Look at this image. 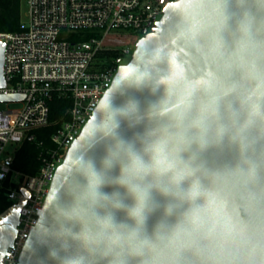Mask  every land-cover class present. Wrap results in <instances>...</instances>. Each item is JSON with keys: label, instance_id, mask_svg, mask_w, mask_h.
Returning a JSON list of instances; mask_svg holds the SVG:
<instances>
[{"label": "water", "instance_id": "95a60500", "mask_svg": "<svg viewBox=\"0 0 264 264\" xmlns=\"http://www.w3.org/2000/svg\"><path fill=\"white\" fill-rule=\"evenodd\" d=\"M217 2L220 7L213 8L211 5ZM162 10L164 15L156 21L155 30L137 40L132 58L119 66L94 115L58 166L17 264H55L51 257L57 253L53 251L50 256L41 238L49 230V205L60 199L66 187H75L77 175L90 172L91 163L107 179L117 177L119 167L106 170L103 160L118 141L140 149L145 131L159 122L150 115L157 109L164 116L208 102L209 108H215L218 125L237 126L244 121L245 106L253 113L264 110V7L256 0H175L167 2ZM4 54L5 42L0 40V87L6 85ZM20 98L21 94H0V101ZM249 155L264 160V141H254ZM238 160L236 146L227 139L197 155V163L208 170L230 168ZM187 187L188 182L181 185L182 189ZM114 188L106 185L104 191L112 192ZM120 194L123 203L130 206L132 201L123 189ZM205 196V206L199 210L201 216L208 218L210 234L218 227L233 231L236 220L246 215L235 196L228 199L214 191ZM23 203L13 204L0 214V264L16 235ZM175 203L155 191L152 193L145 221L149 235L158 224L171 227L177 222L183 208L177 210ZM115 219L118 223H131L123 211L117 212ZM58 259L66 264L71 257Z\"/></svg>", "mask_w": 264, "mask_h": 264}, {"label": "clouds", "instance_id": "9594fccd", "mask_svg": "<svg viewBox=\"0 0 264 264\" xmlns=\"http://www.w3.org/2000/svg\"><path fill=\"white\" fill-rule=\"evenodd\" d=\"M207 105L164 116L159 109L151 113L159 122L145 131L140 149L118 141L103 160L106 170L119 167L114 179L93 163L90 172L77 175L76 186L66 187L46 213L49 230L41 238L50 256L57 253L51 257L55 264L66 256L71 257L66 264H264V160L249 155L254 141H264V110L253 113L245 106L242 124L218 125L215 108ZM225 139L238 150L234 166L208 170L197 163L200 152ZM161 157L172 167L162 171L157 164ZM178 172L184 173L179 180ZM184 182L187 189L181 188ZM106 185L115 188L106 192ZM120 189L130 206L123 203ZM154 191L183 211L174 225L158 224L149 235L145 221ZM209 191L240 200L246 215L236 220L233 231L218 227L210 234L206 226L190 221L192 212L205 206ZM119 211L131 223L116 222Z\"/></svg>", "mask_w": 264, "mask_h": 264}, {"label": "built area", "instance_id": "2783aa9c", "mask_svg": "<svg viewBox=\"0 0 264 264\" xmlns=\"http://www.w3.org/2000/svg\"><path fill=\"white\" fill-rule=\"evenodd\" d=\"M174 1L27 0V20H21L17 31L0 32L6 80L0 94L23 96L0 101L23 104L0 108V193L12 205L24 201L2 264L18 263L58 166L94 115L119 66L128 63L132 47L121 38L126 34L141 39L152 33L165 4ZM112 33L115 37L106 40ZM55 95L69 105L62 119L51 115L49 101ZM26 143L38 149L33 174L15 166Z\"/></svg>", "mask_w": 264, "mask_h": 264}, {"label": "trees", "instance_id": "16d2710c", "mask_svg": "<svg viewBox=\"0 0 264 264\" xmlns=\"http://www.w3.org/2000/svg\"><path fill=\"white\" fill-rule=\"evenodd\" d=\"M21 23V0H0V32L17 31ZM51 115L54 119H62L68 105L63 98L55 95L49 101ZM38 149L33 143H26L18 152L15 160V166L27 173L33 174L38 168ZM12 202L0 193V214L8 209Z\"/></svg>", "mask_w": 264, "mask_h": 264}, {"label": "snow or ice", "instance_id": "6c2138e0", "mask_svg": "<svg viewBox=\"0 0 264 264\" xmlns=\"http://www.w3.org/2000/svg\"><path fill=\"white\" fill-rule=\"evenodd\" d=\"M257 4L261 7H264V0H256ZM213 8H219L220 7V2L214 3L211 5ZM159 152V149H158ZM157 164L161 166V170H167L168 168L172 167L171 163H166V158L161 157L160 159L157 160ZM184 175L183 172H178L176 179L179 180L182 176ZM196 191L194 190L192 195H196ZM190 221L198 228L201 227H207V231L210 232L211 229L208 227V218L201 216L200 210H194L192 214L190 215Z\"/></svg>", "mask_w": 264, "mask_h": 264}, {"label": "rangeland", "instance_id": "374dc122", "mask_svg": "<svg viewBox=\"0 0 264 264\" xmlns=\"http://www.w3.org/2000/svg\"><path fill=\"white\" fill-rule=\"evenodd\" d=\"M27 12H28V2L27 0H21V20L26 21L27 20ZM115 37V33H112L109 35V37L106 40H110V38H114ZM140 38V36H130V35H126L124 34L123 37L121 38V43H130L131 47H132V54L130 56H128V59L126 60V62H129V60L132 58V55L134 53V50L136 48L135 45V41H137ZM122 43V44H123ZM23 104L21 102H11V103H6V102H2L0 103V108H6V107H20Z\"/></svg>", "mask_w": 264, "mask_h": 264}]
</instances>
